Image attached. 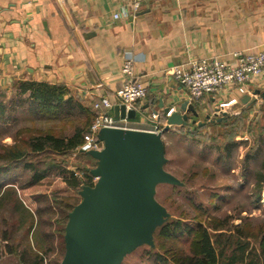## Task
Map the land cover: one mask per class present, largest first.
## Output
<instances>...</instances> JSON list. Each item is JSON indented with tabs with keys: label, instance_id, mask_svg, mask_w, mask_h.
Listing matches in <instances>:
<instances>
[{
	"label": "crops",
	"instance_id": "obj_1",
	"mask_svg": "<svg viewBox=\"0 0 264 264\" xmlns=\"http://www.w3.org/2000/svg\"><path fill=\"white\" fill-rule=\"evenodd\" d=\"M116 14L121 18L115 20ZM261 50L264 0H141L136 13L127 0H0L5 94H13L18 82L33 81L64 85L90 109L102 98L116 103L125 81L121 68L132 57L136 80L148 89L141 115L132 121L141 130L151 129L155 111L164 116L162 99L178 112L188 102L198 113H190L191 121L209 122L220 103L239 97L226 89L190 102L171 75L174 66L211 58L233 63L236 54ZM261 89L257 79L251 81L249 103H264L253 96ZM245 96L228 110H244Z\"/></svg>",
	"mask_w": 264,
	"mask_h": 264
},
{
	"label": "trees",
	"instance_id": "obj_2",
	"mask_svg": "<svg viewBox=\"0 0 264 264\" xmlns=\"http://www.w3.org/2000/svg\"><path fill=\"white\" fill-rule=\"evenodd\" d=\"M14 89L15 99L7 102L4 100L6 94L0 88L1 128L3 125H16L19 122L16 113L26 109L30 116L47 121L71 120L75 117L82 120L70 135L56 131L28 134L27 130L20 129L12 145L0 144V264L2 259L8 257L15 258L18 264H46L48 256L55 251L64 257V236L69 214L79 200L40 195L37 210L33 212L21 199L20 190L23 187L18 186L20 182L9 183L7 177L17 170L27 172L30 174L27 183L31 187L55 173L72 190L93 186V178L85 168L81 170L86 181L64 165L67 157L84 144L85 135L97 114L75 98L64 85L23 81L15 84ZM165 125L166 118L162 116L159 126L163 128ZM258 142L254 153L247 154L244 159L247 183L251 179L253 186L247 195L252 209L261 208L264 190L263 135L259 136ZM238 146L232 139L220 146L218 162L228 166V160ZM79 154L91 158L86 153ZM57 158H61L62 162L58 163ZM230 198L225 193L221 201ZM191 205L197 212L195 216L172 219L156 231V247L162 253L149 251L151 261L154 260L155 264H264V220L242 218L241 211L236 215L224 214L220 218L212 216L202 206ZM235 220H241V223L235 224ZM183 240L186 247L181 244ZM60 263V260L50 262Z\"/></svg>",
	"mask_w": 264,
	"mask_h": 264
},
{
	"label": "rangeland",
	"instance_id": "obj_3",
	"mask_svg": "<svg viewBox=\"0 0 264 264\" xmlns=\"http://www.w3.org/2000/svg\"><path fill=\"white\" fill-rule=\"evenodd\" d=\"M11 99H15V94H6L4 100L8 102ZM250 105L237 113L227 109L224 113L215 116L213 112V117L209 116L210 123L205 119L200 121L202 123L200 126V122L195 120V124L190 123L183 129L173 127L163 135L167 158L164 169L179 183L158 184L155 188V199L165 212L162 224L172 219L184 218L185 215L195 216L197 212L191 204L202 206L209 214L220 218L224 217V214L236 215L241 211L242 218L256 217L264 220V190L261 195V208L252 209L247 196L252 191V180L247 183V169L244 164L247 154L252 155L257 149L259 136H264V103L257 104L254 101ZM27 111V109L20 110L16 113V118L19 119L16 125L0 127V144L12 145L13 138L20 129L27 130L28 134L56 131L70 135L82 122L78 117L71 120L47 121L32 117ZM140 118V123L147 122L146 118ZM221 122L226 123L221 124ZM230 139L239 146L233 151L227 166L218 162V148ZM57 161L61 163L62 159L57 158ZM64 167L86 181L81 168L92 170L96 167V161L92 157L90 159L82 157L78 151H74L67 157ZM229 167L230 171H228ZM253 167L254 165L251 166V170ZM29 178L30 174L22 170L14 171L7 177L9 183L20 182L18 186L23 187L20 190L21 199L33 212L37 210V198L40 195L46 194L51 198L74 197L78 198L79 203L82 200L81 192L84 186L72 190L55 173L31 187L27 183ZM92 183L94 185L96 182L92 180ZM225 193L231 198L223 202L221 200ZM234 223L240 224L241 220H235ZM161 227L156 226V231ZM155 233L148 240L140 237L136 249L123 255L122 264H155L148 255L151 250L162 253L156 247ZM185 243V240L183 243L181 241L186 247ZM62 259L61 254L55 251L48 256L46 264ZM1 264H18V262L15 258L8 257L2 259Z\"/></svg>",
	"mask_w": 264,
	"mask_h": 264
},
{
	"label": "water",
	"instance_id": "obj_4",
	"mask_svg": "<svg viewBox=\"0 0 264 264\" xmlns=\"http://www.w3.org/2000/svg\"><path fill=\"white\" fill-rule=\"evenodd\" d=\"M254 96L264 100V90H256ZM250 100L247 95L243 103L247 105ZM159 108L165 116L171 110L164 107L163 99ZM190 113L198 116L192 105L183 103L180 112L166 118L159 133L123 129L99 132L103 149L86 153L96 161V167L86 171L97 181L83 187L81 202L69 214L60 264H122L123 255L136 249L140 237L148 240L156 226L164 225L165 212L155 199V188L179 182L164 169L163 135L173 127L195 124ZM114 115L132 121L137 118V112L126 113L125 106H115Z\"/></svg>",
	"mask_w": 264,
	"mask_h": 264
},
{
	"label": "built area",
	"instance_id": "obj_5",
	"mask_svg": "<svg viewBox=\"0 0 264 264\" xmlns=\"http://www.w3.org/2000/svg\"><path fill=\"white\" fill-rule=\"evenodd\" d=\"M127 1L131 2L135 13L140 10L141 0ZM120 18V14L114 16L115 20ZM134 64L135 61L132 57L125 58L121 68V74L125 81L117 94L116 103L109 98H102L93 104V110L97 116L90 131L85 135L84 144L77 149L78 152L101 151L103 143L98 140V134L102 129L141 130L127 117L117 118L111 113L115 106H125L126 113L135 110L137 115H141L140 104L147 98L148 89L136 80ZM171 75L178 84L187 90L190 102L199 101L206 95H219L226 89H233L241 97L249 94V84L255 79L262 88L261 90H264V50L236 54V61L233 63H225L218 58L193 60L187 64L174 66L171 69ZM239 97H232L229 101L220 103L214 111V115L222 114L232 106L239 104ZM255 98L262 101L257 96ZM173 111L171 109L166 116L164 115L165 118L171 116ZM160 119V114L152 115L150 121L153 126L150 130L142 131L161 132ZM93 181L95 183L97 179L93 178Z\"/></svg>",
	"mask_w": 264,
	"mask_h": 264
}]
</instances>
